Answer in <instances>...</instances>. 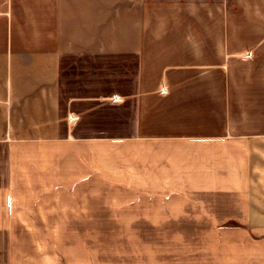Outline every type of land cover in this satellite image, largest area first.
<instances>
[{
	"label": "crops",
	"instance_id": "1",
	"mask_svg": "<svg viewBox=\"0 0 264 264\" xmlns=\"http://www.w3.org/2000/svg\"><path fill=\"white\" fill-rule=\"evenodd\" d=\"M180 4L0 0V264H89L84 254H24L22 244L42 251L39 231L85 240L99 230L43 220L54 206L12 204L15 154L33 149L111 151V183L137 197L222 196L239 264H264V94L232 93L226 0L207 9L213 33L180 31Z\"/></svg>",
	"mask_w": 264,
	"mask_h": 264
},
{
	"label": "rangeland",
	"instance_id": "2",
	"mask_svg": "<svg viewBox=\"0 0 264 264\" xmlns=\"http://www.w3.org/2000/svg\"><path fill=\"white\" fill-rule=\"evenodd\" d=\"M156 1H182L176 8L183 7V11H174L178 15L176 20H181L180 31L191 33L193 26L196 33H213L207 9L214 7L215 0ZM247 2L246 6L245 0H226L230 18L224 24L225 33H231L232 93L264 94V0ZM2 148L0 172L3 173L6 149ZM73 150L57 151L54 157L51 151L34 154L33 149L31 158L27 151L19 150L13 160L18 175L13 182L16 197L12 204L54 206L58 212L40 215L45 217L43 220L99 222V230L88 231L85 240L80 238L79 231H72L66 239L57 236L65 232L62 230L55 231V239L47 238L49 231H39L44 236L39 238L43 250H36L34 243L24 242V254H84L89 256V264H239L238 245L230 239L234 235H225L223 228L222 196L189 199L133 196L127 188L118 189L110 181L111 151L99 153L96 159L94 153L84 152L82 157ZM87 207L88 214L78 213L80 208ZM97 257L99 260L95 261Z\"/></svg>",
	"mask_w": 264,
	"mask_h": 264
}]
</instances>
